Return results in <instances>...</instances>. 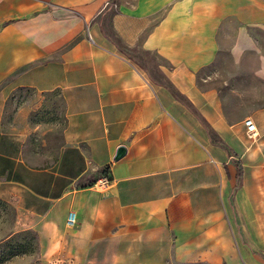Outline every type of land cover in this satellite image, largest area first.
<instances>
[{"label": "crops", "instance_id": "crops-1", "mask_svg": "<svg viewBox=\"0 0 264 264\" xmlns=\"http://www.w3.org/2000/svg\"><path fill=\"white\" fill-rule=\"evenodd\" d=\"M0 255L264 264V0H0Z\"/></svg>", "mask_w": 264, "mask_h": 264}, {"label": "built area", "instance_id": "built-area-1", "mask_svg": "<svg viewBox=\"0 0 264 264\" xmlns=\"http://www.w3.org/2000/svg\"><path fill=\"white\" fill-rule=\"evenodd\" d=\"M242 123L244 126V132L246 136L249 139H254L256 137V128L251 118L245 117ZM110 183H111V179L109 178L107 173H103L94 180V182L91 184V187L97 192H103L110 186ZM74 222H75L74 213L72 211H69L66 215L65 223L68 226H72Z\"/></svg>", "mask_w": 264, "mask_h": 264}, {"label": "water", "instance_id": "water-1", "mask_svg": "<svg viewBox=\"0 0 264 264\" xmlns=\"http://www.w3.org/2000/svg\"><path fill=\"white\" fill-rule=\"evenodd\" d=\"M124 152V148L119 146L117 149H116V152H115V155H114V159H117L119 158Z\"/></svg>", "mask_w": 264, "mask_h": 264}, {"label": "rangeland", "instance_id": "rangeland-1", "mask_svg": "<svg viewBox=\"0 0 264 264\" xmlns=\"http://www.w3.org/2000/svg\"><path fill=\"white\" fill-rule=\"evenodd\" d=\"M113 1L115 2L116 0H113ZM124 1L131 2L132 0H124ZM20 96H21V93L18 92V99L20 98ZM14 251H20V248H17V250H14ZM6 256L7 255H0V263L4 261V259H5Z\"/></svg>", "mask_w": 264, "mask_h": 264}, {"label": "trees", "instance_id": "trees-1", "mask_svg": "<svg viewBox=\"0 0 264 264\" xmlns=\"http://www.w3.org/2000/svg\"><path fill=\"white\" fill-rule=\"evenodd\" d=\"M104 173V172H103Z\"/></svg>", "mask_w": 264, "mask_h": 264}]
</instances>
